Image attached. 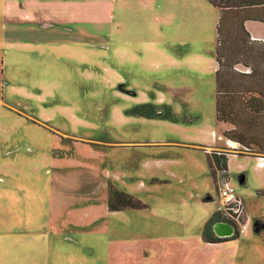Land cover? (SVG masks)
<instances>
[{
	"label": "rangeland",
	"instance_id": "374dc122",
	"mask_svg": "<svg viewBox=\"0 0 264 264\" xmlns=\"http://www.w3.org/2000/svg\"><path fill=\"white\" fill-rule=\"evenodd\" d=\"M10 3L0 0V264H264V158L238 155L215 116L218 11L55 0L10 14ZM167 109L176 122L159 117ZM200 145L236 154L239 215L223 214ZM101 189L142 207L110 211ZM218 210L237 236L211 244L204 226Z\"/></svg>",
	"mask_w": 264,
	"mask_h": 264
},
{
	"label": "trees",
	"instance_id": "16d2710c",
	"mask_svg": "<svg viewBox=\"0 0 264 264\" xmlns=\"http://www.w3.org/2000/svg\"><path fill=\"white\" fill-rule=\"evenodd\" d=\"M206 1L218 11L215 51L216 120L229 126L222 135L225 140L239 145L241 151L238 155H264V42L251 40L245 29L246 22L264 23V0ZM159 117L177 121L169 113V109ZM229 155L236 154L218 151L206 153L210 165L218 175L221 169L227 168ZM118 201L121 204H117ZM126 206L142 207L139 201L128 194L109 191L110 211ZM221 220L224 221V218L218 210L206 221L203 238L207 242H225L237 236L235 234L228 239H214L211 227ZM257 227L263 229L264 222L258 221Z\"/></svg>",
	"mask_w": 264,
	"mask_h": 264
},
{
	"label": "crops",
	"instance_id": "0c3cea01",
	"mask_svg": "<svg viewBox=\"0 0 264 264\" xmlns=\"http://www.w3.org/2000/svg\"><path fill=\"white\" fill-rule=\"evenodd\" d=\"M53 1H55V0H24V3H21L20 2V0H15V3L14 4H9L8 5V7H9V12H10V14H14V10H17L18 11V9H24L25 7H26V5H31V8H32V11H31V13L32 12H36V11H38V10H41V9H43V8H46V7H58L59 5L58 4H52L51 2H53ZM66 1V0H65ZM69 1V0H68ZM80 3H77V5H79ZM24 11V14H25V18L26 19H29L30 18V16H34L33 14H31L30 12H28V11H25V10H23ZM19 12V11H18ZM17 12V13H18ZM19 13H22V12H19ZM36 23V22H35ZM43 22H41V23H38V25L41 27V28H43L44 26H45V24H42ZM106 23L107 24H109V22H107V20H106ZM262 24V25H264V23H260V22H252V21H250V22H246L245 23V29L247 30V32L249 33V35H250V38H251V40H253V41H262V42H264V27H262V26H260V25H256V24ZM47 26H49V25H47ZM108 36L110 37H108V39L110 40V41H112V34H113V31H112V29H110V30H108ZM107 37V36H106ZM136 55H138V52L136 53V51L134 52V56H136ZM215 70H216V67H215ZM228 125H226V129H228ZM225 129V130H226ZM224 130V131H225ZM223 133V132H222ZM72 138H75V139H78L77 137H72ZM78 140H81V139H78ZM222 140H224V138H223V135H222ZM221 140V141H222ZM225 142L226 143H229V144H232L230 141H227V140H225ZM139 144H143V143H151V142H138ZM178 144V142H176V141H172V140H170V141H160V142H152V144ZM196 146H198V145H196ZM199 147H201V148H204V147H206V149L208 150V152L207 153H212V151L211 150H213L216 146H203V145H200ZM229 156H232V155H229ZM228 156V157H229ZM229 159V158H228ZM229 161V160H228ZM206 162H207V166H208V170H209V174H210V177H211V179H212V181H213V183H214V185L217 187V184H218V177H219V175H218V173H217V171L216 170H214V168H212V166L210 165V162H209V160L207 159L206 160ZM227 166H228V162H227ZM241 180H244L243 178H241ZM218 190V189H217ZM106 191H107V189L105 190V191H103L102 189L100 190V193H102V196H104L105 195V203L108 205V193H106ZM108 192V191H107ZM214 213V212H213ZM212 213V214H213ZM99 219V218H98ZM97 218H92V219H90V221L88 222V223H93V222H95V221H97L98 220ZM54 220H57V219H54ZM100 220V219H99ZM206 223V222H205ZM230 241V240H229ZM218 243H223V242H214V243H211V244H218Z\"/></svg>",
	"mask_w": 264,
	"mask_h": 264
},
{
	"label": "built area",
	"instance_id": "2783aa9c",
	"mask_svg": "<svg viewBox=\"0 0 264 264\" xmlns=\"http://www.w3.org/2000/svg\"><path fill=\"white\" fill-rule=\"evenodd\" d=\"M219 152V151H218ZM259 158V165H262L263 156H257ZM218 197L222 203L223 214H227V217L231 215H239L244 210V201L242 197L236 192V189L231 184V176L228 168L221 169L219 171L218 180ZM226 218V216H224ZM230 217V216H229ZM228 217V218H229ZM227 219V218H226Z\"/></svg>",
	"mask_w": 264,
	"mask_h": 264
},
{
	"label": "water",
	"instance_id": "95a60500",
	"mask_svg": "<svg viewBox=\"0 0 264 264\" xmlns=\"http://www.w3.org/2000/svg\"><path fill=\"white\" fill-rule=\"evenodd\" d=\"M241 182H243V180H241ZM256 230L257 228H255V231ZM213 231L221 237L231 236L233 233L232 227L229 224L225 223H215L213 225Z\"/></svg>",
	"mask_w": 264,
	"mask_h": 264
},
{
	"label": "flooded vegetation",
	"instance_id": "af4514ba",
	"mask_svg": "<svg viewBox=\"0 0 264 264\" xmlns=\"http://www.w3.org/2000/svg\"><path fill=\"white\" fill-rule=\"evenodd\" d=\"M109 200V199H108ZM215 223H224V221L223 220H221V221H217V222H215ZM214 223V224H215ZM213 224V225H214ZM213 225H212V237L214 238V239H228V238H231V237H233L236 233H235V229H234V227L233 226H231L232 227V230H233V233H232V235L231 236H227V237H221V236H218L214 231H213ZM214 242H218V241H214ZM214 242H211V243H214Z\"/></svg>",
	"mask_w": 264,
	"mask_h": 264
}]
</instances>
